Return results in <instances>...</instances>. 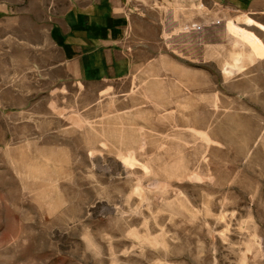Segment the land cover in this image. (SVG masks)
Returning a JSON list of instances; mask_svg holds the SVG:
<instances>
[{"label": "rangeland", "instance_id": "374dc122", "mask_svg": "<svg viewBox=\"0 0 264 264\" xmlns=\"http://www.w3.org/2000/svg\"><path fill=\"white\" fill-rule=\"evenodd\" d=\"M245 4L126 0L146 27L122 77L0 60V264H264V0Z\"/></svg>", "mask_w": 264, "mask_h": 264}, {"label": "crops", "instance_id": "0c3cea01", "mask_svg": "<svg viewBox=\"0 0 264 264\" xmlns=\"http://www.w3.org/2000/svg\"><path fill=\"white\" fill-rule=\"evenodd\" d=\"M260 2L244 6L261 11ZM125 8L126 0H0V60L32 59L47 74L61 68L83 81L122 77L131 66L121 43L125 26L146 27Z\"/></svg>", "mask_w": 264, "mask_h": 264}]
</instances>
